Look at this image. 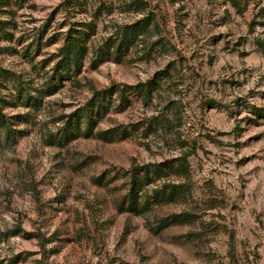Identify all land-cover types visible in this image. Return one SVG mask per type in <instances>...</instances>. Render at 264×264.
I'll use <instances>...</instances> for the list:
<instances>
[{"label": "rangeland", "instance_id": "374dc122", "mask_svg": "<svg viewBox=\"0 0 264 264\" xmlns=\"http://www.w3.org/2000/svg\"><path fill=\"white\" fill-rule=\"evenodd\" d=\"M1 1L0 113L15 142L0 135V264H264V0H147L161 26L151 56L137 48L93 65L88 55L84 79L54 93L53 34L75 18L62 0ZM88 4L112 10L92 44L105 25L136 17L118 0ZM150 79L152 99L129 90L128 105L107 103L96 128L134 123L129 138L73 127L53 145L90 86ZM157 187L174 199L153 200Z\"/></svg>", "mask_w": 264, "mask_h": 264}, {"label": "trees", "instance_id": "16d2710c", "mask_svg": "<svg viewBox=\"0 0 264 264\" xmlns=\"http://www.w3.org/2000/svg\"><path fill=\"white\" fill-rule=\"evenodd\" d=\"M118 2L123 11H132L136 17L127 22L105 25L108 31H105V35L102 37L100 43L92 44L90 40L97 34L100 17L103 15L108 17L112 13V10L101 9L100 7L92 10V7L88 4V0H62L60 7L63 11L72 13L75 20L72 22L68 20L59 22L58 28L62 30L53 34V42L57 40L61 41L53 52V93L63 86L64 81H68L71 84H79L81 82L83 78L82 68L88 55H91L90 59L93 65L108 60L119 61L132 55L133 49L136 50L137 48L140 50L146 48L148 50L143 52L142 56H145V58L146 56H151L152 44H148L147 47V40L153 35L160 34L159 31L161 29L154 6L147 0H118ZM0 4L3 5V1L0 0ZM233 4L240 6L236 0H233ZM76 14H79L81 17H75ZM5 23L6 21L0 20V31L4 29ZM139 58L143 57L140 56ZM154 83L155 80L150 79L144 84L112 85L101 90L90 86V97L82 107H79L74 112V115L71 116L72 119H68L63 124L60 129L62 137L53 140V145L61 146L67 140L72 139V136H69L68 132L73 127L77 130L83 127V136L94 137L103 142L129 138L136 131L134 123L129 125L114 124L105 129H96L108 113L110 105L106 106V104L111 103L117 111L124 109L130 102L129 90L136 87L141 88L143 99L150 100L155 95ZM153 118L157 117L153 116ZM13 124L14 122L11 121V118L7 119L0 113V135L4 136L5 140L11 144L15 142ZM141 137L148 139L150 138V134L148 131H144ZM179 159L184 158L179 157ZM146 167L147 169L143 171L142 176L129 182L127 193L129 198L135 196L133 195L134 193L137 194L142 190L141 186L149 175V168L148 166ZM151 169L154 170L153 176L161 177L159 175V165L155 164ZM174 188H176V185ZM175 192V189L166 192L164 187H157L151 192V195L153 196V200H157L161 195V198H165L166 196V200L170 201L174 199ZM135 204L138 203L131 200L129 208H134Z\"/></svg>", "mask_w": 264, "mask_h": 264}]
</instances>
